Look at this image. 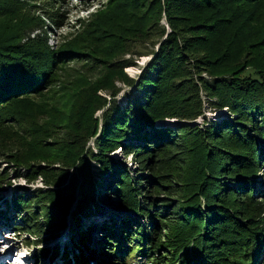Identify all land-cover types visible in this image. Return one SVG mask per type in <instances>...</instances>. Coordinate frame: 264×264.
<instances>
[{"label":"trees","instance_id":"obj_1","mask_svg":"<svg viewBox=\"0 0 264 264\" xmlns=\"http://www.w3.org/2000/svg\"><path fill=\"white\" fill-rule=\"evenodd\" d=\"M64 1L46 0L55 8ZM150 2L159 16L145 25L147 38L135 46L127 41L110 62L91 56L110 68L95 78L79 73L71 87L56 72L72 54L80 60L86 53L47 45L49 23L63 13L43 11L42 23L18 0H0V18L15 16L12 25L0 23V161L16 179L49 186L30 200L27 189H15L13 207L24 227H11L33 238L28 245L56 238L74 204L73 243L62 248V264H99L105 254L112 264H264V201L256 200L253 180L261 172L264 187V0ZM119 6L127 21L138 16L139 6ZM176 11L201 18L193 26L203 36L177 31ZM135 56L149 57L138 79L123 71ZM85 61L84 70L93 71ZM117 84L134 88L122 106L113 101ZM49 93V101L33 100ZM205 106L227 116L203 119L206 126L157 125L191 122ZM118 148L134 170L108 156ZM8 175L0 172V190ZM101 192L115 197V215L99 202ZM102 211L103 221L78 228ZM104 245L111 246L100 251ZM39 250L36 256L49 251ZM59 250H50L52 259Z\"/></svg>","mask_w":264,"mask_h":264},{"label":"rangeland","instance_id":"obj_2","mask_svg":"<svg viewBox=\"0 0 264 264\" xmlns=\"http://www.w3.org/2000/svg\"><path fill=\"white\" fill-rule=\"evenodd\" d=\"M18 1L21 2L22 6L25 8L24 13L27 17H32L34 15L37 18L39 17L42 20V23L47 22L44 18L45 16L43 14V11L47 12L48 10H55L56 12L63 13V15H60L58 17V20H56V24L49 23L50 29L53 34L50 33L49 35H47V45H49V48L51 47L54 49H57V47L61 45H71L77 50H82L81 52L86 53L85 56L79 58L80 60L71 58L75 56L74 54H72L71 57L69 56L62 62V66H60L59 70L56 72L57 76H60L59 80H63V78L69 77L67 78V80H69V86L71 87L75 84L76 78L80 75L79 73H85L87 75H82L90 78L91 75H93V78H95L107 72L106 70H108L109 66L100 62L96 65V61H94L91 56L101 59L104 62H110L120 58L122 56L120 50L124 47L126 42L131 40L129 45L135 46V40L143 38L144 36L147 38L148 33L146 31H148V29L146 31L144 30L145 25H147L148 23L150 24L159 16V14L154 15L153 11H151L153 5L150 1L152 0H65L63 3L59 4V8H55V4H49L48 2H46V0ZM120 3H124L127 7H132L133 5H137L140 7L135 9V12H137L138 16L133 19L134 21L129 22L124 18L125 8L120 7ZM251 6L252 5L244 4L242 9L247 10ZM37 7L39 9H37ZM259 12L260 9H257L254 15L259 14ZM162 14L164 13L162 12ZM176 14L180 15H176L177 20H175L177 24V31L182 32L184 36H192V39L195 38L194 36H198V38H201L203 36V31H200L202 30V28L198 26H193V24L199 22L201 18H199L198 16L191 17L189 15L188 17H182L186 15L184 11H176ZM7 15L8 16L0 18V23L12 25L15 16L10 14ZM35 17H32V19L36 20ZM141 17H145V20L142 25L138 22ZM93 21H98V23H101V26L94 27L95 22ZM119 22L120 24L117 26ZM159 23L164 24L165 27L168 28L164 17L160 19ZM102 27L112 29L114 31L113 34L109 35L108 33L103 32ZM81 45L83 46L81 47ZM198 47L201 48V46L197 45V48ZM130 59L134 60L135 65L124 68V74H126L128 78L132 77L138 79L137 77L140 74V71L142 70L143 66L149 60V57L139 56L136 58L135 56ZM85 60L90 63L91 69H94L93 71H88L87 69L84 70L82 64L86 65V63H84ZM117 86L120 87L121 90H119L118 94L113 97V101H115L118 106H122L125 104L126 100L129 99L130 94L134 91V88L131 86H124V84H117ZM99 93L107 97L108 100L112 98L111 96H108L109 92L107 91L102 90ZM51 95L52 94L49 93V96L44 99H41L42 96L41 98L33 97V100L49 101ZM205 105L207 104L205 103ZM204 110L205 111L202 116H199L197 119L192 120L191 122L184 121L183 123H179L180 120L165 119L163 121L157 122V125L189 124L191 126H206L207 121L219 122L227 116L226 109L216 110L212 107L205 106ZM100 112L101 111H98L96 113V116H99ZM203 119L206 124H203ZM89 145H92V143H90ZM108 156L114 161H120L122 166H126L127 168L129 167L134 170L135 166L131 163V157L127 155L124 157L121 148H118L113 152L109 153ZM91 171L92 175L98 177L100 172L99 166L97 164L92 163ZM0 172L9 173L5 181L7 183L3 185V187L7 188L0 190V213L3 214L2 217H0V264H9L12 260H16V257H14L7 262V260L11 256L15 255H17V258L21 257L23 263L25 264H62L59 259L62 253V248L64 247V245L68 246L67 248H69V245L73 243V241L70 240L69 232L71 231V227H73L71 213L75 209L74 204L73 207L70 208V214L67 216V221H65L66 223H64L63 228L60 229L61 234L57 235L56 238L51 239H48V237L46 236L43 238L44 241L38 242V244L36 245H28L27 243L29 241L32 242L33 238L27 237L23 233H19L17 230H13L11 227H24L22 219L18 218L14 211L12 201L14 191L15 189H19L17 192L20 193L22 191L21 189H27V199L30 200L31 198L29 195H35L36 189L42 188V190H45L49 186H44V184H42L41 182V179H37L32 183H27L23 178L16 179L15 172L12 166L2 160L0 161ZM259 173L260 174L257 178H253V180H255V192L257 193L256 200L264 201V187L263 185L260 186V183L263 179L261 176V172ZM102 194L103 193L101 192V195ZM99 202L103 204L107 212H111L112 215H115L112 211H114V208H118L117 206H119L115 203V197L113 198L111 196L102 195L100 196ZM91 210L92 209H90V212ZM104 212L105 211H102V215H100L99 217L94 216L88 218L87 221L82 220V224L81 226L79 225L80 227L78 228L86 229V226L90 225L91 223H100L104 220ZM105 218L107 219L108 216H106ZM36 239L37 241H40V238ZM55 245H58L60 250L58 252V256H54L52 259V253L50 250H52ZM107 246L110 247L111 245ZM107 246L104 245L102 248L100 246V251H106V248H108ZM43 248H48L49 251L47 256H36L35 254L40 253L39 249ZM108 256L109 255L107 254L101 256V258H99V264H112L109 262L108 259H110V257ZM69 257H73L72 251L70 252ZM90 264L97 263L92 261Z\"/></svg>","mask_w":264,"mask_h":264},{"label":"bare ground","instance_id":"obj_3","mask_svg":"<svg viewBox=\"0 0 264 264\" xmlns=\"http://www.w3.org/2000/svg\"><path fill=\"white\" fill-rule=\"evenodd\" d=\"M15 257L17 258V255H15ZM13 258H14V257H13ZM16 258H15V259H16Z\"/></svg>","mask_w":264,"mask_h":264},{"label":"water","instance_id":"obj_4","mask_svg":"<svg viewBox=\"0 0 264 264\" xmlns=\"http://www.w3.org/2000/svg\"><path fill=\"white\" fill-rule=\"evenodd\" d=\"M11 257H14V256H11Z\"/></svg>","mask_w":264,"mask_h":264}]
</instances>
